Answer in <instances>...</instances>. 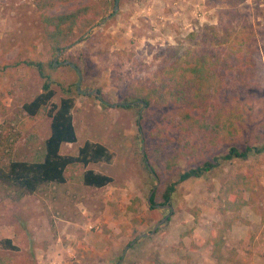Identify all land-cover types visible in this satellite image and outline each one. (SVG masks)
I'll use <instances>...</instances> for the list:
<instances>
[{
	"label": "rangeland",
	"instance_id": "374dc122",
	"mask_svg": "<svg viewBox=\"0 0 264 264\" xmlns=\"http://www.w3.org/2000/svg\"><path fill=\"white\" fill-rule=\"evenodd\" d=\"M33 1L0 0V169L6 170L14 161L42 162L50 125L47 116L32 118L22 108L41 91L37 71L19 66L4 72L3 66L14 59L52 61L66 89L78 81L76 72L63 64L73 60L76 64H71L82 74L80 89L96 90L101 99L77 92L72 109L77 143L62 145L60 152L75 155L85 141L103 145L111 154L110 163L87 169L112 177L114 183L104 189L47 183L27 197L0 184V241L10 239L18 248L12 252L0 247V257L11 264H117L122 255L120 264H264L259 254H264L263 186L256 202L237 214L223 213L218 195L232 167L220 165L204 177L176 186L165 204L170 209H150L147 197L156 181L150 182L136 151L142 153L143 148L145 153L146 144L157 147L163 129L175 145L185 136L170 122L167 108L147 110L140 104L135 117L132 111L119 108L123 105L120 93L130 83L151 80L156 68L153 57L160 49L177 46L205 26H218L222 12L231 8L228 1L235 0H119L115 14V0L68 2L50 13L95 4L101 7L102 18L55 56L49 53ZM236 9L254 34L250 48L245 49L257 53V74L249 84H241L243 89L237 83L225 89L220 106L235 105L229 95L234 90L240 104L252 103L255 131L262 134L264 0H243ZM53 89L58 104L66 93L57 86ZM227 142L216 155L225 152ZM185 167L186 162L180 160L178 171ZM174 180L170 175L163 184ZM159 187L158 181L155 191ZM247 196L244 194L245 199ZM167 215L170 220L154 234L138 238L150 234ZM234 215L239 218L233 220ZM213 239L221 241L219 261L214 257ZM250 249L254 254L248 258Z\"/></svg>",
	"mask_w": 264,
	"mask_h": 264
},
{
	"label": "trees",
	"instance_id": "16d2710c",
	"mask_svg": "<svg viewBox=\"0 0 264 264\" xmlns=\"http://www.w3.org/2000/svg\"><path fill=\"white\" fill-rule=\"evenodd\" d=\"M73 1H33L40 14L43 38L52 56L80 39L102 18L101 7L95 4L80 5L67 13H50ZM242 1H228L231 8L222 12L218 26H205L201 33L188 34L177 46L160 49L153 57L156 68L151 80L136 85L130 83L128 90L120 93L119 101L123 105L119 108L132 111L133 117L138 116L140 104L147 110L152 106L167 108L170 122L185 136L175 145L168 131L163 129L157 147L149 148L146 144L144 155L140 150L136 151L138 163L150 182L155 181L153 173L160 183L150 198V209L167 204L179 184L204 177L220 165L232 167L221 183L218 195L224 204L223 213L229 210L239 213L249 203L256 202L261 186L264 190V133L255 131L252 103L240 104L238 94L233 90L229 95L236 100L235 105L220 106L225 89L233 88L236 83L239 89H243L245 85L241 84H249L257 74V53L245 49L250 48L254 34L246 17L236 9V4ZM71 63L76 64L73 60ZM19 66L36 70L42 80L40 93L22 108L29 117L47 116L50 119L49 136L45 140L42 162H11L6 170L0 169V184L22 197L33 195L47 183L77 184L95 189L111 186L114 183L112 177L87 169L90 165L110 163L111 154L106 147L85 141L75 155L60 152L62 145L77 143L72 116L76 86L72 84L63 88L64 83L56 74L58 69L53 67L52 61L14 59L3 66V71ZM54 86L66 93L58 104L54 103ZM226 140L229 147L222 155H216ZM180 160L186 162L182 171L177 169ZM170 175L175 180L163 184V179ZM244 194H248L247 199ZM234 216L233 220L239 218ZM261 222H264V213ZM220 242L216 239L212 242L214 257L218 261L221 258L217 255ZM0 247L18 251L10 239H2ZM239 249L241 251V244ZM247 253L248 258L254 254L251 249ZM259 254L264 259V254ZM0 264H11V261L0 257Z\"/></svg>",
	"mask_w": 264,
	"mask_h": 264
},
{
	"label": "water",
	"instance_id": "95a60500",
	"mask_svg": "<svg viewBox=\"0 0 264 264\" xmlns=\"http://www.w3.org/2000/svg\"><path fill=\"white\" fill-rule=\"evenodd\" d=\"M118 2H119V0H115V1H114V10H113V14H115L116 11L118 10ZM107 18H109V17H107ZM107 18H105L104 20H106ZM63 64H65V65H69V66H70V67L76 72L77 77H78V81H77V83H76V89H77V92H78L79 94H82V95H83V94L94 95L97 99H101L100 94H99L96 90H89V89L81 90V89H80L81 81H82V74H81L80 70L78 69V67H76L75 65L71 64L70 62H64ZM114 106H116V104H115ZM138 120H139V119H138ZM142 154L144 155L143 148H142ZM146 165H147V167H148V170L151 172L152 170H151V168H150V166L148 165L147 162H146ZM151 173H152V172H151ZM152 176L154 177V179H155V181H156V184H155V186L152 188V190L150 191V193H149V195H148V197H147V203H148L149 206L151 205V204H150V198H151L152 194L154 193L156 186L158 185V180H157L156 176H155L153 173H152ZM156 207H158V208H165V207H166V208L170 209V206H169V205L156 206ZM168 218H169V215H167L165 218H163L161 221H159V222L153 227V229L151 230L150 234H143V235L139 236L138 238H141V237H144V236H148V235L150 236V235L154 234V233L156 232L157 228H158L161 224H163L165 221H167ZM131 244H132V243H131ZM120 262H121V260H119V262H118L117 264H120Z\"/></svg>",
	"mask_w": 264,
	"mask_h": 264
},
{
	"label": "crops",
	"instance_id": "0c3cea01",
	"mask_svg": "<svg viewBox=\"0 0 264 264\" xmlns=\"http://www.w3.org/2000/svg\"><path fill=\"white\" fill-rule=\"evenodd\" d=\"M142 235H143V234H142ZM132 244H133V243H132ZM125 251H126V249H125ZM122 258H123V255H122L121 259H120L121 261H122ZM120 263H121V262H120Z\"/></svg>",
	"mask_w": 264,
	"mask_h": 264
}]
</instances>
